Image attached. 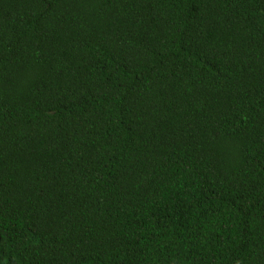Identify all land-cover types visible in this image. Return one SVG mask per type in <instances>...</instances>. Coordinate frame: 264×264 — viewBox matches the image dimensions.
Returning a JSON list of instances; mask_svg holds the SVG:
<instances>
[{
	"label": "trees",
	"instance_id": "trees-1",
	"mask_svg": "<svg viewBox=\"0 0 264 264\" xmlns=\"http://www.w3.org/2000/svg\"><path fill=\"white\" fill-rule=\"evenodd\" d=\"M0 264H264V0H0Z\"/></svg>",
	"mask_w": 264,
	"mask_h": 264
}]
</instances>
